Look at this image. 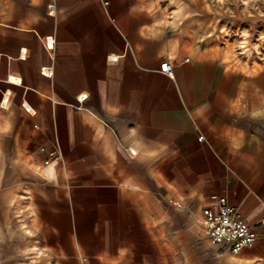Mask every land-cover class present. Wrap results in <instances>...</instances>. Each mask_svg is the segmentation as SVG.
Here are the masks:
<instances>
[{"label":"crops","instance_id":"0c3cea01","mask_svg":"<svg viewBox=\"0 0 264 264\" xmlns=\"http://www.w3.org/2000/svg\"><path fill=\"white\" fill-rule=\"evenodd\" d=\"M233 9L0 0V264H264L203 233L220 198L264 231V11Z\"/></svg>","mask_w":264,"mask_h":264},{"label":"built area","instance_id":"2783aa9c","mask_svg":"<svg viewBox=\"0 0 264 264\" xmlns=\"http://www.w3.org/2000/svg\"><path fill=\"white\" fill-rule=\"evenodd\" d=\"M112 59L117 60V57L112 56ZM161 69L169 76L174 75L173 65L169 62H164ZM80 97L84 100L86 95ZM23 107L30 114H35L28 104L23 103ZM42 150L48 152L49 157L46 163L58 154L56 149L47 150L42 147ZM131 151L135 153L134 150L131 149ZM220 203L218 211L209 207L203 210L205 221L203 233L209 240L222 244L237 254L244 248L253 246L260 236H264V231L257 230L241 217L236 206L228 204L225 198H220Z\"/></svg>","mask_w":264,"mask_h":264},{"label":"rangeland","instance_id":"374dc122","mask_svg":"<svg viewBox=\"0 0 264 264\" xmlns=\"http://www.w3.org/2000/svg\"><path fill=\"white\" fill-rule=\"evenodd\" d=\"M214 1L215 2H229V5L232 8L234 9L237 8L236 9V12H238L237 16H244L242 15L244 12V8H246L245 11L248 12L247 14H250L249 16H252V15L255 16L256 13H259V10L264 11V0H214ZM248 17L246 18L247 20H244V22L249 21Z\"/></svg>","mask_w":264,"mask_h":264},{"label":"bare ground","instance_id":"6f19581e","mask_svg":"<svg viewBox=\"0 0 264 264\" xmlns=\"http://www.w3.org/2000/svg\"><path fill=\"white\" fill-rule=\"evenodd\" d=\"M12 80H16L15 78H13Z\"/></svg>","mask_w":264,"mask_h":264}]
</instances>
